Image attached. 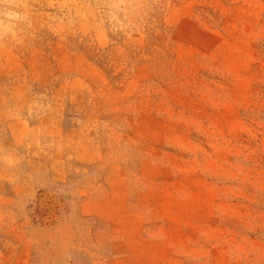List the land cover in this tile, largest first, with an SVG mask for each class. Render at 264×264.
Returning <instances> with one entry per match:
<instances>
[{"label": "rangeland", "instance_id": "374dc122", "mask_svg": "<svg viewBox=\"0 0 264 264\" xmlns=\"http://www.w3.org/2000/svg\"><path fill=\"white\" fill-rule=\"evenodd\" d=\"M0 264H264V0H0Z\"/></svg>", "mask_w": 264, "mask_h": 264}]
</instances>
